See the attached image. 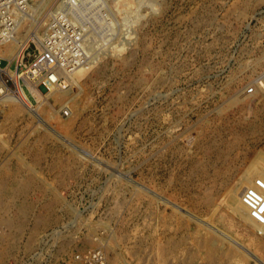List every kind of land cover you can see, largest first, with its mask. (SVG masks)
Listing matches in <instances>:
<instances>
[{
  "label": "rangeland",
  "instance_id": "374dc122",
  "mask_svg": "<svg viewBox=\"0 0 264 264\" xmlns=\"http://www.w3.org/2000/svg\"><path fill=\"white\" fill-rule=\"evenodd\" d=\"M57 3L0 44V264H264V0H96L93 67L16 82Z\"/></svg>",
  "mask_w": 264,
  "mask_h": 264
},
{
  "label": "built area",
  "instance_id": "2783aa9c",
  "mask_svg": "<svg viewBox=\"0 0 264 264\" xmlns=\"http://www.w3.org/2000/svg\"><path fill=\"white\" fill-rule=\"evenodd\" d=\"M35 0H0V44L12 38L16 31L17 18L26 14ZM96 0H61L56 4L48 22L47 29L36 53L31 57L23 52L20 59L14 61V77L28 84L61 86L79 69L88 71L94 65L90 54L88 35L101 31L95 18L100 13L93 6ZM33 43V42H32ZM26 58L31 59L29 62ZM262 179L255 181L243 193L242 201L248 207L251 217L264 224V168ZM82 264H107L105 255L99 250H87L75 255Z\"/></svg>",
  "mask_w": 264,
  "mask_h": 264
},
{
  "label": "bare ground",
  "instance_id": "6f19581e",
  "mask_svg": "<svg viewBox=\"0 0 264 264\" xmlns=\"http://www.w3.org/2000/svg\"><path fill=\"white\" fill-rule=\"evenodd\" d=\"M31 41H33V40H30L29 42H31ZM34 41H36V40H34ZM28 42V43H29ZM28 43H26V45L24 46V47H19V49H18V47H17V52H16V54H15V58L16 59H20L21 58V56H22V54H23V51L26 49V47H27V45H28ZM35 43V42H34ZM14 58V59H15ZM0 89H6L5 88V86H3V84L1 83V80H0ZM54 89V88H53ZM60 87H58V89H56L55 90V92L57 91V92H59L60 91ZM2 91V90H1ZM6 91H8L7 89H6ZM50 92H51V89L49 90ZM9 92V91H8ZM7 92V93H8ZM55 92H53V93H55ZM66 92V91H65ZM65 92H60V93H58V96L59 97H57V101L59 100V101H63L64 100V97L67 99V97H66V95H67V93H65ZM52 93V94H53ZM50 94V93H49ZM51 94V95H52ZM50 95V96H51ZM25 96V95H24ZM5 97V96H4ZM3 98V97H2ZM65 99V100H66ZM2 100V99H1ZM4 100H9V101H11V104H20L21 106H23V107H25V109H27L28 111H31V113L30 114H34L38 119H39V117L34 113V111H32L31 109H30V107H28L27 105L28 104H26L25 102H24V100H22V98H20V97H18V95L17 96H14V95H8V97H6ZM68 100V99H67ZM69 100H72V99H69ZM68 100V101H69ZM3 101V100H2ZM70 102V101H69ZM14 108H16V109H18L19 107L18 106H16L15 107V105H14ZM26 110V111H27ZM27 111V112H28ZM33 112V113H32ZM32 116V115H31ZM38 121H40V123L48 130V131H50L51 133H53V134H55L58 138H61V136H59V135H57L56 133H54V131L47 125V124H45L44 122H42L41 120H38ZM205 234V233H204ZM3 238V237H2ZM238 247V246H237ZM187 248V247H186ZM184 249V248H183ZM241 249H242V246H241ZM182 250V249H181ZM189 250V249H188ZM184 251H185V249H184ZM230 251V250H229ZM1 253V252H0ZM188 253V252H187ZM7 254V253H6ZM181 255V254H180ZM183 256V255H182ZM187 256V255H186ZM250 257H252V259L256 262V259H254L253 257L254 256H250ZM188 258V257H187ZM180 259H181V257H180ZM187 260V259H186ZM195 260V259H194ZM216 260H218V259H216ZM215 260V261H216ZM184 262H185V259L183 260ZM230 261H232V260H230ZM214 263V262H213ZM185 264V263H184ZM187 264V263H186Z\"/></svg>",
  "mask_w": 264,
  "mask_h": 264
}]
</instances>
